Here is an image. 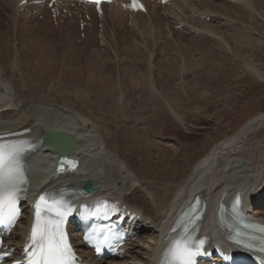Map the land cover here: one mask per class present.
<instances>
[{
  "label": "bare ground",
  "instance_id": "1",
  "mask_svg": "<svg viewBox=\"0 0 264 264\" xmlns=\"http://www.w3.org/2000/svg\"><path fill=\"white\" fill-rule=\"evenodd\" d=\"M3 1L10 10L12 25L0 28V130L17 131L31 127L35 135H43L50 129L62 130L68 132L74 141L81 143L79 149L71 151L68 155L70 157L79 156L84 165L82 173L73 177L72 181L83 186L87 179L91 180L93 187L99 193L117 197L128 204L130 209L139 211L146 222L145 228L151 230V233L144 234L139 242L131 244L128 258L119 264H152L157 244L163 234L169 230V227L165 226L168 218L172 217L179 206L186 207L196 194H204L209 205L212 204L209 210L214 214L217 213L222 196L228 193L233 194L242 190L247 197H252V202H261L264 199V114L258 120L252 118L236 136L211 150L194 167L190 176L179 183L176 188L168 186L164 191L158 189V185L152 184L151 181L154 180V177L143 175L141 171L143 166L140 169H135L129 165L127 160H124L117 149L121 146L117 130L114 132L115 130L113 131L109 127V125L111 127L114 125V120L111 121V119L119 113L114 111L113 106L115 105L113 100L118 94L126 93L129 96L140 94L141 103L147 104L148 108L177 111L171 101L173 97L171 98L170 91L173 90L171 88L174 86V79L180 76L185 77V73L191 72L193 76L191 83L186 87L190 89V101L194 106L202 99L211 96L208 91L212 87L218 88L217 86H220L224 80L237 79L243 72L257 80H264V62L260 56V52H264L262 50L264 49L263 31L257 35L259 39L254 42L255 38L252 40L245 38L234 30L238 21L246 23L252 29V22H248L249 20L245 17L258 20L264 30V8L258 0L173 1L170 6L161 8L167 15H163L159 11L152 16L154 27H157L156 32L161 30V25H164L170 37L174 34H183L185 45L186 42L193 45L194 41L188 38L191 35L196 38L210 37L219 44L223 43L227 47V51L230 49L238 59L231 60V58V61H227L218 56L206 54L207 51L205 53L198 48L201 51V53L199 52L200 58H195V55L190 54L180 57L176 62L167 56L169 59L158 66L148 64L147 69L150 70V73L146 72V75H142L137 69L145 60L141 57L143 52L137 51V55L130 54V60L134 66L129 68L130 64L127 62L124 77L121 76L122 73H118L119 80L113 79V73H111L108 64L104 63H107L108 58L112 57V53L108 54V49H113L116 58L123 61L121 56L123 50L117 47L118 40L123 41V45L128 50H130L129 47L134 48V52L139 48L145 50L146 46L142 45V40L149 39L151 32L134 31L131 43L128 45L127 39L130 33L107 31L101 40L106 52H101L100 45H97L92 50V57L87 59L86 55L90 53V49L82 48L79 45L72 46L62 33H60V40L57 41H49L50 37L46 35L39 39L36 28L39 27L47 34L45 28L49 26L48 21L51 23V20L48 18L44 22H37V16L34 14L36 8L29 7L27 11L21 12L14 0ZM228 3L238 10L236 14L231 11L233 8L225 9V5ZM118 14L117 12H108L105 19L107 22L113 23ZM19 15L29 18L30 22L35 21L31 29L20 26V32H24V36L27 38L26 45L23 46L16 43L19 40L10 37L15 36V17ZM208 17L216 22V26H213V22L206 21ZM26 26L29 25L26 24ZM179 26L182 30L177 32L176 28ZM224 28H231L233 34L227 35ZM239 28L236 31H241L242 27ZM49 29L51 30L50 26ZM254 30L253 34H256L257 31ZM60 31L63 32V30ZM64 36L67 34L65 33ZM93 41L97 43L95 39ZM23 42L21 41V43ZM230 42H234V46L230 45ZM219 44L217 45L218 49H222L219 48ZM74 46L85 49L86 52L72 55L70 48ZM213 49L217 50V48ZM171 52L173 54V51ZM123 55L125 58L126 55ZM254 55L260 57L256 58ZM138 56L140 59H137ZM179 60L181 63L184 62L182 66ZM186 64L189 69L186 68ZM69 65H75L74 69H71ZM40 87L45 89L50 87L48 95L54 93L56 96L58 94L60 96V93L64 92V96L53 98L44 96L43 98L51 101V105L46 102L26 101L27 97ZM134 92L137 94L133 95ZM194 96H197L196 100H194ZM99 106L103 116L108 117H106L107 120L95 118ZM68 108H72L74 111L69 110L70 112L66 113ZM122 112L126 111L122 110ZM62 115L64 117L60 119ZM108 120L110 123L107 122ZM116 126L120 125L116 124ZM150 128L152 127L148 123L145 130L149 131ZM247 130L249 131L247 132ZM39 155L47 163L53 156L59 157L57 153L45 148L40 149ZM239 162H242V166H237ZM41 169L43 170H41L37 181L35 178L33 179L32 190H43L49 180L45 175L47 168L41 167ZM162 171L164 178L157 181V184L166 183L167 178L170 177L168 175L171 172L169 168L166 167ZM256 213L264 219V208ZM26 223L27 215L25 214L9 243L15 244L22 238ZM205 232L211 233L208 227L205 228Z\"/></svg>",
  "mask_w": 264,
  "mask_h": 264
},
{
  "label": "rangeland",
  "instance_id": "2",
  "mask_svg": "<svg viewBox=\"0 0 264 264\" xmlns=\"http://www.w3.org/2000/svg\"><path fill=\"white\" fill-rule=\"evenodd\" d=\"M258 1L259 4L262 6V8H264V2H263L264 0H258ZM225 7L226 10H229V7L230 9L233 8L231 11L235 12V14L238 12V10L235 9L234 6L230 5L229 3L225 5ZM3 9L10 13V10L7 6L3 5ZM17 17H15L16 37L15 36H10V37L11 38L14 37L16 40H19L16 43L23 46L24 44L26 45L27 38L24 36V32H20L19 30L20 26H23V28L31 29L34 26L35 21L30 22V19L25 16H23V18L20 21L17 20ZM245 18L249 20L248 22L250 21L252 22V26H251L252 29H250V27L247 26L246 23H242L238 21V24L234 26L236 27L234 30L235 32H238V35L243 36L245 38L248 39L251 38V40L252 38H255L254 42H256L255 40L259 39L257 35H259V33L261 34L262 31L264 33V30L259 24L258 20L250 17H245ZM0 22H1L0 28L11 27L12 25L9 15H7L6 13L0 14ZM211 22H213L212 23L213 26H216L215 24L216 22H214V20H211L210 23ZM26 24L29 26H26ZM239 27L240 28L242 27L241 31H236L238 30ZM254 27H256L257 29L255 28L254 30ZM50 28L51 30L49 29V26L45 28L47 32V34H45L42 29H39V27H37L36 33L38 38L40 39L43 35H46L50 37L49 41L60 40V36H61L60 33H58V31H55L52 28V26H50ZM160 28L161 30L159 29V31L155 32L154 36H152L153 34H150L149 39L147 38L146 40H142V45L146 46L145 50L140 48L135 49V52L137 51L143 52L141 57L144 58L145 62L137 69L140 70L139 72L142 75H146L145 74L146 72L150 73V70L147 69L148 64H152L153 66L154 65L158 66V64H161L162 62L168 60L169 59L168 57H170L172 61H176V62L177 59H180V57H184V55L186 56L191 54V55H195L194 56L195 58H200L201 51H199V49L204 51L205 53L207 51L206 54H209L211 56L215 55L227 61L238 59V57H235L233 53H231L230 49H228L227 51V47L223 43L219 44L215 39L213 40V38L210 37L196 38L191 35V37L188 38L194 41L193 45L190 42H186L185 45L183 34H174L173 36L170 37L164 25H161ZM223 30H225L227 35L233 32L231 28H226V29L224 28ZM253 30L257 31L256 34L254 33L255 35L253 34ZM161 31L163 32V34ZM176 31L180 32L178 30ZM263 33L262 35H264ZM73 37L76 39L75 34H73ZM132 37L133 35L132 33H130L127 39L128 45H130L131 43L130 39H132ZM168 37L172 39L168 40ZM21 41L24 42L21 43ZM234 42H230V45L232 44L234 46ZM173 43L176 45H174ZM151 44H153L156 47L158 46V49L157 51H152L149 54L148 52L149 48L152 49ZM218 44L220 45L219 48L222 49H218L217 46ZM97 45L99 46V44ZM195 45L196 47L198 45V47L196 48ZM117 47L123 50L121 54L123 61L122 60L119 61L116 58L113 49H108V54L112 53V57L108 58L107 64H109L108 66L111 70V73H113L112 76L114 80L120 79V75H118L119 72L122 73L121 76L124 77V73H126L125 68H127L126 67L127 62L128 64H130V66H128L129 68L134 66V63H132V61L130 60V54H132L133 56V54L135 53L134 48H130L129 46H126L129 47L130 50L126 49L125 46L123 45V41L121 40H118ZM213 48H217V50ZM187 49L189 50V52ZM99 50L101 52H106V48H100ZM84 51L85 49L76 46L70 48V52H72V55H76L77 53H82ZM171 51H173L174 56ZM90 53L86 55L87 59H90L92 57V53L91 54ZM179 53L181 56L179 55ZM123 54L126 55L125 58L123 57L124 56ZM260 56L262 58V61L264 62L263 51L260 52ZM260 56L254 55V57L256 58ZM137 59H140V57L138 56ZM197 62L199 63L200 59L197 60ZM179 63L182 66L184 62L181 63L179 60ZM57 65H59V62H57ZM177 65L179 66L178 63ZM69 66L71 69H74L73 66L75 65L73 66L69 65ZM187 66L188 65L186 64V68L189 69V66L188 67ZM155 70L156 69L154 67V71ZM242 74L237 79L233 78L232 80L222 81L223 83L221 82L222 84L220 86H217L218 88H216V86L212 87L208 91V94H210L211 96H209V98L202 99L199 103L195 104V106L190 101L191 98L190 89L186 87L189 86V84L191 83L193 77L191 75V72L187 74L185 73V77L180 76L179 78L174 79V83H173L174 86H172L173 88H171L173 90L172 92L170 91L171 98L173 97L172 98L173 100L171 99V101L175 106V108H177V111L174 112L169 109L154 110L152 108H148L146 104L141 103L142 98L141 96H139L140 94H138V96H129L126 93L118 94L115 97V100H113V104H115L114 106H116V108L126 109L129 115L128 117H123L126 116L127 112L121 113L120 111L118 115H115L111 119L114 120V125L112 126V129L115 130V132L117 130L116 133L119 136L118 139L121 146L117 147V149L120 155L124 158V160H127L129 162V165L132 168L140 169L143 166L144 168H142L141 170L143 172V175L147 174L149 176L151 175L152 177H154V180L151 182L154 185H158L159 187L158 189H160L161 191L166 190L168 186L169 188L170 187L176 188L179 183L183 182L190 176L194 167L200 162L201 159L203 160L206 157V155L210 153L211 150H213L215 147L219 146L223 142L236 136L239 133V131L252 120V118H254V120H258L259 117L264 114V80H257L249 76V74H246L245 72H243ZM179 85L182 86L179 87ZM45 92L46 89L44 87L42 88L40 87L37 90H35L34 93L29 98H31V100L35 102L39 101L44 97L43 93ZM164 92L167 93V91L165 90ZM135 93L137 94V92H134L133 95H135ZM62 95L64 96V92H61L60 96L59 94L57 96L61 97ZM197 96L193 97L194 100H196ZM48 102L51 101L49 100ZM71 109L72 108H68L66 113H69L70 111L71 112L74 111L73 109L72 110ZM96 114L97 115L95 116V118H101L104 120H107L108 118L107 116H102V110L100 106L97 108ZM107 122L110 123L109 120ZM148 123L152 128L148 129L149 131H146L145 126ZM116 124L120 126L117 127ZM248 131L249 130H247V132ZM242 132L244 131L242 130ZM135 136L137 138L139 137L138 140L137 138L135 139ZM166 167L169 168V170L171 171L168 174L170 177L167 178L166 183L160 182L159 184H157L156 183L157 181L164 178V175L162 174L163 172L162 170ZM177 172H179V174L175 175V173Z\"/></svg>",
  "mask_w": 264,
  "mask_h": 264
},
{
  "label": "snow or ice",
  "instance_id": "3",
  "mask_svg": "<svg viewBox=\"0 0 264 264\" xmlns=\"http://www.w3.org/2000/svg\"><path fill=\"white\" fill-rule=\"evenodd\" d=\"M133 4L139 7L136 0ZM28 150L29 146L24 144L0 143V225L14 223L19 215L17 201L21 186L27 183L22 158ZM68 163L75 166L74 162ZM40 201L36 206V223L31 231L30 244L25 249L27 264H72L71 248L60 227L70 209L66 208L63 196L51 200L41 196ZM41 205H44L43 216ZM107 206L104 202L96 207L99 210ZM204 243L185 229L184 235L168 248L164 264H196L195 256L201 253Z\"/></svg>",
  "mask_w": 264,
  "mask_h": 264
}]
</instances>
